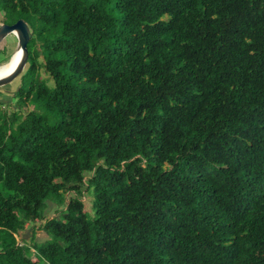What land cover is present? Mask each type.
<instances>
[{
  "label": "trees",
  "instance_id": "trees-1",
  "mask_svg": "<svg viewBox=\"0 0 264 264\" xmlns=\"http://www.w3.org/2000/svg\"><path fill=\"white\" fill-rule=\"evenodd\" d=\"M0 12L30 30L0 100V264H264V0Z\"/></svg>",
  "mask_w": 264,
  "mask_h": 264
},
{
  "label": "rangeland",
  "instance_id": "rangeland-1",
  "mask_svg": "<svg viewBox=\"0 0 264 264\" xmlns=\"http://www.w3.org/2000/svg\"><path fill=\"white\" fill-rule=\"evenodd\" d=\"M0 15H1V12H0ZM16 43H17V40H16V37L13 33H9L7 36H5L2 39V41H0V65L1 64L3 65V63L5 64V62L7 60L9 61V58L11 57V55L16 51V49H15ZM41 75L44 77L47 76V74L43 70L41 71ZM48 82H51V79L48 80ZM18 84H19V79L15 77L12 80H10L9 82L1 85L0 90H2L4 92L0 91V100L5 102V103H7V102L10 103L11 99H12L10 97L13 96L12 94L14 93V90L16 89ZM1 93H4V94L6 93V94L1 95ZM11 106L12 105H9L7 108L10 109ZM27 107H28V105H25L24 109H27ZM82 199L84 201V210L86 211L88 216H91L92 215V209H91L92 195L86 193L84 196H82ZM55 213H56V211L54 210V204L52 202H49V205L47 207L48 216H53ZM36 233H37V231H36ZM20 237H21V235L18 238H20ZM36 238H39V241H36L37 244H39L40 241L45 242L47 240V235L46 236H45V234L42 236L39 235ZM19 242L21 243L22 241L19 240ZM31 253H32V256L35 260H40V257L35 253L33 248H31Z\"/></svg>",
  "mask_w": 264,
  "mask_h": 264
},
{
  "label": "water",
  "instance_id": "water-1",
  "mask_svg": "<svg viewBox=\"0 0 264 264\" xmlns=\"http://www.w3.org/2000/svg\"><path fill=\"white\" fill-rule=\"evenodd\" d=\"M9 33L15 35L17 40L15 49L19 50L20 54L14 67L0 75V86L15 78L22 71L28 57L27 42L30 38V30L27 22L22 18H18L12 23H0V41Z\"/></svg>",
  "mask_w": 264,
  "mask_h": 264
},
{
  "label": "bare ground",
  "instance_id": "bare-ground-1",
  "mask_svg": "<svg viewBox=\"0 0 264 264\" xmlns=\"http://www.w3.org/2000/svg\"><path fill=\"white\" fill-rule=\"evenodd\" d=\"M19 54H20V51L16 50L12 54L11 58L9 59V61H7L5 64L0 66V75L3 74V73L8 72L10 69H12L14 67L15 63L18 60Z\"/></svg>",
  "mask_w": 264,
  "mask_h": 264
},
{
  "label": "crops",
  "instance_id": "crops-1",
  "mask_svg": "<svg viewBox=\"0 0 264 264\" xmlns=\"http://www.w3.org/2000/svg\"><path fill=\"white\" fill-rule=\"evenodd\" d=\"M32 230H33V228L31 227V225L28 223L27 225H26V229L25 230H23V231H21V233H20V235H21V237H24V238H29L30 237V235H31V233H32ZM45 234V232L44 231H42L41 229H38L37 230V233H36V237H38L39 235L40 236H42V235H44ZM23 235V236H22ZM45 236H46V234H45ZM39 239V238H38Z\"/></svg>",
  "mask_w": 264,
  "mask_h": 264
}]
</instances>
